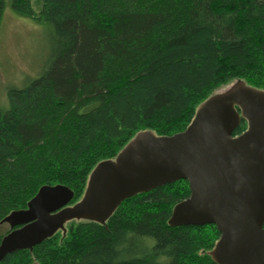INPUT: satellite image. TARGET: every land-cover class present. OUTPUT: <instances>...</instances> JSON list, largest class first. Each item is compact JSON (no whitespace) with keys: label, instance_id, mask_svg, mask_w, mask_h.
<instances>
[{"label":"trees","instance_id":"1","mask_svg":"<svg viewBox=\"0 0 264 264\" xmlns=\"http://www.w3.org/2000/svg\"><path fill=\"white\" fill-rule=\"evenodd\" d=\"M10 1L52 25L53 49L41 76L0 109V226L45 185L69 187L78 203L99 163L141 131H184L221 87L264 90V0H38V13L33 0ZM189 196L186 180L138 194L104 225L73 220L0 264H215L216 226L168 224Z\"/></svg>","mask_w":264,"mask_h":264},{"label":"water","instance_id":"2","mask_svg":"<svg viewBox=\"0 0 264 264\" xmlns=\"http://www.w3.org/2000/svg\"><path fill=\"white\" fill-rule=\"evenodd\" d=\"M243 120L246 130L234 135ZM180 180L190 196L174 206L169 226H216L220 236L208 253L215 264H264V90L237 80L201 103L184 131L137 133L94 168L74 205L69 187L42 186L1 222L10 231L0 262L65 233L73 220L104 225L124 200Z\"/></svg>","mask_w":264,"mask_h":264},{"label":"rangeland","instance_id":"3","mask_svg":"<svg viewBox=\"0 0 264 264\" xmlns=\"http://www.w3.org/2000/svg\"><path fill=\"white\" fill-rule=\"evenodd\" d=\"M35 12L41 10L38 0H33ZM53 49V27L49 23L36 22L13 10L7 0L0 27V109H9L8 92L22 89L38 79L45 70ZM233 83L216 92L228 89ZM10 227L0 226V233L6 234Z\"/></svg>","mask_w":264,"mask_h":264}]
</instances>
